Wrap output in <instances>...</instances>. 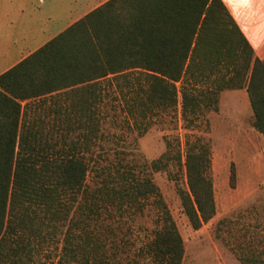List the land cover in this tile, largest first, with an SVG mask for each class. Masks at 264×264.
Returning <instances> with one entry per match:
<instances>
[{
  "label": "trees",
  "instance_id": "trees-1",
  "mask_svg": "<svg viewBox=\"0 0 264 264\" xmlns=\"http://www.w3.org/2000/svg\"><path fill=\"white\" fill-rule=\"evenodd\" d=\"M120 78L127 83L125 109L143 124L156 110L176 111L179 93L186 116L212 103L218 110L225 90L246 89L253 127L264 135V60L223 0H108L0 74V264H54L39 257L50 226L54 234L65 228L57 264H104L103 232L89 234L88 221L97 225L108 205L150 199L158 223L147 252L156 264H182L184 239L151 177L102 167V185L89 190L86 153L98 125V87ZM62 94L67 106L34 112ZM56 130L66 132L57 135L60 141ZM74 131L84 135V146L68 136ZM166 142L149 166L185 175L175 185L191 226L199 229L216 214L210 145L188 135L183 153L179 138Z\"/></svg>",
  "mask_w": 264,
  "mask_h": 264
},
{
  "label": "rangeland",
  "instance_id": "rangeland-1",
  "mask_svg": "<svg viewBox=\"0 0 264 264\" xmlns=\"http://www.w3.org/2000/svg\"><path fill=\"white\" fill-rule=\"evenodd\" d=\"M22 1L0 0V10L5 3L12 6ZM43 1L26 0L30 15H34L36 9L44 6ZM77 1L78 5L84 3L83 0ZM224 2L231 9L232 6H237L239 20L258 53H263L264 0ZM8 21L0 22V53L8 48L10 43L8 35L12 26L22 30L39 25L29 21V17H25L18 24ZM40 25L43 26V23ZM55 25L54 31L47 34L48 37L61 33L66 24L59 22ZM47 39L35 38L28 47H37ZM129 77L132 82L135 73ZM133 81L139 83L138 79ZM119 82L116 85L112 81L109 83L104 81L100 85L101 88L98 87L101 101L97 108L98 125L96 131L90 135L91 141L88 145L91 146V150L86 153L91 168L87 181L89 190H95L103 183V177L97 173L99 168L105 167L114 173L117 169H133L136 176L151 177L155 181L169 206L184 239L185 253L182 264H244L240 256H250L259 261V264H264V137L253 127L250 103L248 107L242 96L232 97L231 93L224 91L221 94L220 109L218 107V110H215L217 105L212 103L208 107L205 105L201 107L199 114L187 113L184 116L182 95L179 93L176 111L156 110L143 124L135 120L129 115L127 108L125 109L123 94L127 83L123 78H120ZM128 89L129 87H126V90ZM65 97H67L65 94L60 98L55 97L34 112L48 113L50 106L52 108L54 105L67 106L69 100H65ZM234 102L238 104L240 118L231 114L234 111L231 104ZM64 106L62 107L65 108ZM65 133L63 131L58 134L56 130L54 137L60 141V136L57 135L62 136ZM78 133L74 131L68 136L74 139L79 137L84 146L87 143L83 139L84 135ZM188 135L207 141L212 152L210 176L213 181L216 214L199 229L191 226L175 185V181L182 180L185 175L180 171L175 175L173 170L171 172L167 169L153 171L149 166L152 160L160 158L167 150V138L171 140L179 138L184 153ZM232 164L236 170L234 180L231 178ZM69 200L67 202L74 201L72 197ZM78 201L74 205L77 206ZM90 221L87 227L89 234H93L95 229L104 235L103 241L106 243L104 264H156L146 247L158 223L154 199L141 201L136 206L117 208L115 205H108L107 210L99 216L97 225H92ZM63 229H65L63 226L60 227L54 234L53 227L48 228L50 238L47 240L48 243L44 244L40 258L54 264L58 263L64 236ZM91 240L92 238L88 239ZM72 264L96 263L77 260Z\"/></svg>",
  "mask_w": 264,
  "mask_h": 264
},
{
  "label": "crops",
  "instance_id": "crops-1",
  "mask_svg": "<svg viewBox=\"0 0 264 264\" xmlns=\"http://www.w3.org/2000/svg\"><path fill=\"white\" fill-rule=\"evenodd\" d=\"M83 1H84L83 4L78 5L77 0H74V1L44 0L43 1L44 6L40 9L39 8L36 9L34 12V15H30V12L27 11L28 6H27L26 0H23L22 2H18L12 6H10L7 3L2 5L1 10H0V22L4 20L6 21L9 20L11 23L18 24V23H21L25 17L27 18L29 17V21H31L32 23H36V24L38 23L39 25H36L28 29H22V30L17 29V27L15 26L11 27V30L8 35V38L10 40L8 48L5 52L0 53V65H2L0 69V74L7 71L11 67H13L17 63H19L21 60H23L25 57L30 55L32 52L36 51L38 48H40L45 43H47L52 38H54L56 35H52L48 37L47 34L52 33L54 31V28L56 26L55 24L59 22H65L66 25L62 29L63 31L66 28H68L70 25L78 21L80 18L85 16L87 13H89L90 11H92L93 9H95L96 7L100 6L101 4H103L104 2L108 0H96L95 3L93 0L91 1L83 0ZM225 5L227 6L229 11L235 18L236 22L240 26L244 35L249 40L252 47L254 48L255 54L258 57H260L262 60H264V52L261 54L258 53L246 29L243 27L242 22L239 20L240 15H239L237 6L234 5L232 6V9H231L230 6H228L227 4ZM233 8L235 11L233 10ZM41 23H43V26L40 25ZM35 38H48V39L47 41H44V43H42L41 45L37 47H33V48L28 47V45ZM21 40H23V42H21ZM225 91H228V93H231L230 95L232 97L242 96L245 102L247 103V106L249 107L250 100H249V96H247L248 93L246 89L225 90ZM220 103L222 104L221 96L219 100V109H220ZM231 107L234 108L233 109L234 111L232 112L230 111L231 114H235L237 118H240L241 115L239 114L240 112L238 110V104L234 102L231 104ZM252 118H253V111H252Z\"/></svg>",
  "mask_w": 264,
  "mask_h": 264
}]
</instances>
